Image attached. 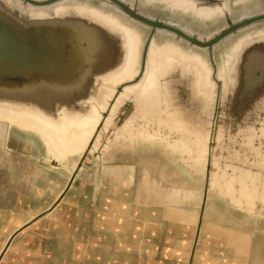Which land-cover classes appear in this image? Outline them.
Returning a JSON list of instances; mask_svg holds the SVG:
<instances>
[{"label":"bare ground","instance_id":"1","mask_svg":"<svg viewBox=\"0 0 264 264\" xmlns=\"http://www.w3.org/2000/svg\"><path fill=\"white\" fill-rule=\"evenodd\" d=\"M101 1L123 17H129L115 5ZM120 1L133 7L131 0ZM157 1L144 0L150 5ZM160 1L183 14L215 20L225 15L231 17L232 1L235 5L245 6L252 0ZM0 3L25 21L70 16L93 26L92 30L85 31L90 48L84 51L86 63L78 67L75 76L64 78L58 71L56 76L49 77L53 81L32 79L17 90L0 88V148H5L11 134L39 140L44 153L40 159L56 168L68 170V178L59 184L65 189L71 186L74 171L84 153L97 152L98 159L104 155L103 160L112 163L118 156L126 158L131 148L147 146L151 150L157 149L169 159V163H184L187 175L193 170L199 172L204 187H208L206 199L219 194L250 217H264L261 213L264 211V148L256 150L253 147L256 136L264 137V117L259 131L252 125L237 131L245 136V148L255 154V171L233 168L230 175L219 167L215 156L208 163L210 141H221L227 130L226 123L215 126L220 117L225 119L229 116L224 110L225 102L235 98L233 111L236 113L233 115H247L251 122H255L257 111L264 108V35L258 40L244 39L232 46L227 53V63L235 53L231 67L234 77H227L226 66H222L217 75L221 91L217 92L208 61L192 48H182L178 41L187 42L171 33L159 31L175 37V40L161 45L156 40L151 41L143 67L142 34L130 24L122 23L115 15H103L81 0H60L44 7L30 5L23 0H0ZM181 30L191 35L190 29ZM220 32L210 36H217ZM119 87L120 92L117 91ZM151 127L156 128L153 133L149 132ZM106 131H112L115 136L111 145L101 142ZM9 152L6 148L5 152L0 149V161L14 158ZM207 165L210 167L208 175ZM161 166L159 171L146 170L139 181L140 187L149 184L156 190L158 201L173 213L178 205L193 200V192L187 182L185 185H168V181L177 175L169 172L168 164ZM117 167L120 173L114 179L118 183L122 181L120 174L124 177L130 174L131 183L134 182V165L122 163ZM39 170L42 172L33 176L35 182L46 180L47 171ZM123 183L121 185L131 184L130 181ZM56 187H38L35 191L44 198ZM57 196L63 198V192L56 193ZM144 198L147 199V195ZM198 199H204L203 191ZM258 204L261 205L260 212L257 211ZM184 213L188 215L187 211ZM191 213L192 217L197 216L196 212ZM36 215L30 213V218ZM209 225L215 235H211L214 249L209 252L214 261L222 258L224 264H264V231L257 228L261 236L253 238L250 233ZM9 238L0 250V262L8 249Z\"/></svg>","mask_w":264,"mask_h":264},{"label":"rangeland","instance_id":"2","mask_svg":"<svg viewBox=\"0 0 264 264\" xmlns=\"http://www.w3.org/2000/svg\"><path fill=\"white\" fill-rule=\"evenodd\" d=\"M131 1L139 15L178 29L188 28L191 30V36L200 41H211L215 36L210 35L222 32L227 28L223 16L205 21L191 13L186 15L180 10H172L163 3L150 5L144 0ZM81 2L103 14L115 15L121 19L122 23H128L140 31L143 41V67L151 41L156 40L161 45L175 40V37L171 35L144 27L130 17H123L120 13L115 12L113 7L104 6L101 0H81ZM243 6V4L235 5L234 1L230 4L231 19L235 24L264 14V0H252ZM263 35L264 21L228 35L211 51L190 47L181 41L178 43L186 50L192 48L194 52L202 55L208 61L213 70V80L216 83L217 92H219L221 91V81L217 76L219 69L226 66L227 77H234L231 67L236 56L235 53L231 62L227 63V53L230 52L232 46L238 42L242 43L244 39L246 41L258 40ZM218 95L219 93L217 97ZM229 96H231V92L228 93ZM233 103L229 100L225 102L224 110L230 117L218 119L215 126L218 127L226 123L227 130L221 141L212 140L214 145L210 152V160L212 156H215L218 159L219 167L230 175L233 174V168L255 171L253 166L255 154L243 147L246 139L243 134H237V131L239 128L243 127L244 129L250 125L259 131L261 120L264 117V108L257 111L255 122H251L247 115L237 113L234 116L233 114L236 112L232 109V105L235 104ZM149 130L153 133L156 128L151 127ZM114 140L113 132L106 131L102 135L101 142L102 144L108 142L111 145ZM263 146L264 137L256 136L253 141L254 149H263ZM5 148L10 150L9 153L14 158H4L0 161V250L10 236L11 240L7 251L2 255L0 264H126L123 263L126 260L125 255L129 258L128 264H140V262L141 264H223L225 261H222V258L218 263L219 260L214 261L209 256V252L214 249V245L211 243V238H213L211 235L214 234L209 224L250 233L253 238L261 236L258 229L264 231L262 230L264 229V217L257 219L253 216L250 217L251 215L249 216L240 208L234 207L228 199L217 194L211 195L206 200V207L202 210L204 201L198 199L199 194L202 191L204 193L205 190L201 174L193 170L192 174L187 175L184 163L181 161L169 163V159L160 154L157 149L151 150L150 147L144 148L139 145L128 150L126 158L118 156L112 163L104 161V155L100 160L97 152L88 151L78 161L81 167L74 171L71 186L64 189L63 185L61 187L59 184L68 178V170L64 167L53 168L49 163L40 159L44 153L36 140L11 134L6 141ZM5 148L0 149L5 152ZM99 152H102V148ZM122 163L135 166V179L132 183V180L130 181V185L120 186L113 180L110 172L104 170ZM165 163L170 166L169 172L177 175V178L168 179V185L177 186L178 183L185 185L187 182L193 192L192 202L178 205L173 213L164 204L158 202L155 209L157 211L154 213L158 219V223L153 225L155 231H146L140 237L145 239L146 247L138 252L133 248L124 249L125 251L117 248L115 246L119 238L117 233L121 229L116 227L122 221L124 223L125 219L131 221L132 224L135 223L134 225L138 224L139 204H144L146 195L147 198L153 199L151 196L153 193L148 192L146 186L140 187L139 181H141L142 174L146 170L155 172L158 169L159 171L161 165ZM7 168L9 169L7 170ZM39 169L47 171L46 180L35 182L34 174L42 172ZM114 170L118 172L117 169L111 171ZM130 172L131 170L128 171V173ZM122 176L120 174V179H123ZM38 187H56V189L41 198L35 191ZM60 191L64 195L61 200L58 196L55 197L56 193ZM149 194L151 195L149 196ZM116 203L120 204L119 208L125 207V210L127 209L130 214L114 211ZM61 207L63 212L58 214L56 219H51V216ZM260 210L261 205L258 204L257 211L260 212ZM142 211H144L143 208ZM142 211L141 213H143ZM185 211H187V216L185 213L182 214ZM191 212H196L197 216L192 217L193 213ZM30 213H37V215L31 219ZM261 213L264 214V211L261 210ZM206 215L209 218H206ZM146 217L150 218L147 215ZM203 255L202 258L198 257ZM112 259L115 262L111 263Z\"/></svg>","mask_w":264,"mask_h":264},{"label":"water","instance_id":"3","mask_svg":"<svg viewBox=\"0 0 264 264\" xmlns=\"http://www.w3.org/2000/svg\"><path fill=\"white\" fill-rule=\"evenodd\" d=\"M23 1L33 6L44 7L55 4L60 0ZM105 1L115 5L131 19L145 27L154 31L171 33L177 38L183 39L189 43L191 47L195 46L197 48L208 49L209 51L228 35L245 27L264 21V14H262L235 24L232 22L229 15H225L223 17L226 20L227 28L215 36L211 41H200L199 39H195L191 35H188L181 29L139 15L134 6L131 7L128 4H124L120 0ZM155 3H163L167 6L165 2H161L160 0ZM93 10L96 9L93 8ZM81 21L82 19H79L78 17L70 16L64 18L25 21L18 13L8 10L0 3V88L17 90L32 79L53 81L49 79V77L56 76L58 71H61L60 75L64 78L66 76V78L75 76L78 67H83L86 63L84 51L90 49L87 39L88 35H86L85 31L92 30L91 27L93 28L91 24ZM134 81H137V78H135ZM120 88L121 87L118 88V92H120ZM231 102L235 103L232 105V109H234L236 99L234 98ZM217 112L218 108L216 109V113ZM219 119L222 118L220 117ZM37 143H39L43 149V145L39 140ZM212 143L211 140L209 143L208 163L211 161L210 152L214 145ZM244 144L243 147H245ZM50 166L56 168L51 164ZM80 167L81 165H79L78 168ZM209 171L210 167L207 165V175ZM203 194L204 203L202 210L206 207L208 187H205Z\"/></svg>","mask_w":264,"mask_h":264},{"label":"crops","instance_id":"4","mask_svg":"<svg viewBox=\"0 0 264 264\" xmlns=\"http://www.w3.org/2000/svg\"><path fill=\"white\" fill-rule=\"evenodd\" d=\"M112 169H117L118 170V167L117 168H116V166L115 167H109V168H105L104 170L107 171L108 173L110 172V175L113 178V180L115 182H117L114 179V176H115V174H119L120 172H116L115 170L114 171H111ZM128 171H130V170H128ZM122 177H123V179H122L121 183H119L120 186H121V184H124L123 183L124 181H131L132 180L131 176H129V177L122 176ZM143 186L144 187L146 186L148 188L147 189L148 192L153 193L152 195L149 194V196L151 195L153 199L147 198L148 199V202H149V203H147L146 199L144 198L145 199L144 200L145 203L143 205L141 203L139 204V210H138V213H139V217L138 218L139 219H138V224L134 225L135 223L132 224L131 221L125 219L124 220V223L122 221V223L118 227H116V228H119L121 230H120V232L115 231L116 233L118 232L117 233V236L119 237L117 239V243H116L115 246L117 248H121L123 251H125L124 249L133 248L135 251L138 252L142 248L146 247V244H145V241H144L145 239L140 238L141 237V234L146 233V231H153L154 232L155 231V229H154L155 227L153 225L158 223L157 215L154 214L155 211H157L155 209H156V206L158 205V202L160 203V201H158V198H157V192H156V190L154 188L151 189V187L149 186V184L148 185H145L144 184ZM63 197H64V195H63ZM61 199H62V197H60V200ZM146 205H147V207H146ZM119 206H120V204L119 203H116L115 204V207H114V211L121 212L123 214H127V213L130 214L127 209L125 210V207H122V208L120 207L119 208ZM142 208L144 209V211H142ZM61 209H62V207L57 211L58 213L56 212L55 214H53L51 216V217H53L51 219H56L57 218V215L63 212ZM141 211L143 213H141ZM151 212H152V215H151ZM146 215L149 216L150 218L148 219L146 217ZM146 218L148 219V222H147ZM134 226L137 227V228H134ZM134 237H136V238H134ZM192 254L194 255V251H193ZM124 257L126 258V260H124L125 259L124 258L123 259L124 260L123 263L128 264L129 258L127 257V255H125ZM198 257L199 258H202V257H204V255L201 256V257L200 256H198ZM220 261L221 260H219L218 263H220ZM113 262H115V261L112 259L111 263H113ZM140 264H141V262H140Z\"/></svg>","mask_w":264,"mask_h":264}]
</instances>
